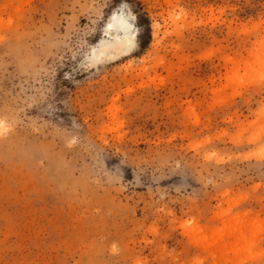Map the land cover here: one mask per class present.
<instances>
[{"label":"rangeland","instance_id":"374dc122","mask_svg":"<svg viewBox=\"0 0 264 264\" xmlns=\"http://www.w3.org/2000/svg\"><path fill=\"white\" fill-rule=\"evenodd\" d=\"M0 264H264V0H0Z\"/></svg>","mask_w":264,"mask_h":264},{"label":"bare ground","instance_id":"6f19581e","mask_svg":"<svg viewBox=\"0 0 264 264\" xmlns=\"http://www.w3.org/2000/svg\"><path fill=\"white\" fill-rule=\"evenodd\" d=\"M131 20L133 16L125 17L119 12H114L107 29L114 32L115 36L111 40L101 39L94 47L95 56L111 55L113 53L126 54L135 43L136 31Z\"/></svg>","mask_w":264,"mask_h":264},{"label":"trees","instance_id":"16d2710c","mask_svg":"<svg viewBox=\"0 0 264 264\" xmlns=\"http://www.w3.org/2000/svg\"><path fill=\"white\" fill-rule=\"evenodd\" d=\"M144 21L148 25L147 19L144 18ZM138 24L140 25V22H138ZM138 39H139V41H138ZM137 41H138L137 43H138L139 47H141V48L145 47L146 43H145V41L142 40V38H138V36H137Z\"/></svg>","mask_w":264,"mask_h":264}]
</instances>
